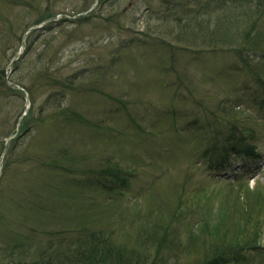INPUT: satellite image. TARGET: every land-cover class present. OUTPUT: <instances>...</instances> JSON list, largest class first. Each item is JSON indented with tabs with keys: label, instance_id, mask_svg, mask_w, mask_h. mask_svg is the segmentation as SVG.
<instances>
[{
	"label": "rangeland",
	"instance_id": "374dc122",
	"mask_svg": "<svg viewBox=\"0 0 264 264\" xmlns=\"http://www.w3.org/2000/svg\"><path fill=\"white\" fill-rule=\"evenodd\" d=\"M236 3L0 0V264H32L62 231L133 249L151 227L173 246L146 264L216 249L264 264V0L240 17L243 53L192 45L176 17L158 30L157 15L214 23ZM251 139L260 161L232 154Z\"/></svg>",
	"mask_w": 264,
	"mask_h": 264
},
{
	"label": "trees",
	"instance_id": "16d2710c",
	"mask_svg": "<svg viewBox=\"0 0 264 264\" xmlns=\"http://www.w3.org/2000/svg\"><path fill=\"white\" fill-rule=\"evenodd\" d=\"M236 1V9L232 12V14L217 17L214 23L202 21L198 17L192 19L187 16L188 18H186L184 13L179 11L176 15H172L171 12L161 16L157 15V19L160 21L158 30L163 28L165 21H169L171 18L173 19L176 17L178 20L177 27L180 32H191L200 38V41L198 42L190 40L189 43L192 45L201 44L200 46L205 48L208 47L212 50L230 48V50H236L238 54L243 53V49L236 48L241 44H249L253 49V41L255 38L253 39L251 31H249L251 28L250 24H246L240 17H242L241 15L246 14V8H248V12L250 13L252 10L253 12L256 11L252 5L255 0ZM260 6L261 5L259 4L257 8ZM221 23H223L222 26H220ZM211 25H213L214 28L211 29ZM229 25V30H232V28H237L238 30V33L236 32V34H233L232 37L227 36L230 31L223 30V27H227ZM242 25H244L243 32H241V29L238 28ZM212 33L214 35H212ZM241 59H243V56ZM260 84L264 87L263 81H261ZM48 101L52 103V105L57 104L60 107L61 104H63L64 98L57 97L54 99L53 95ZM65 119L70 120L68 116H66ZM248 143L249 144L246 147H241L242 143L240 141L235 144H230L232 148L231 152L233 150L235 151H233L232 154L234 156L243 154L245 158L260 157V154L257 152V147L253 144L252 139ZM122 172L123 171L120 170L121 175L123 174ZM120 173L119 170L114 173L116 179L120 177ZM122 181L125 186L127 184V179L123 178ZM255 206L254 209L257 208V205ZM192 230L188 232V242L194 240L189 238L190 236H194L196 238V235L192 232ZM66 233L67 231H62L56 233L55 235L52 234L43 245H39L38 249L31 255L35 259L32 264H146L147 260H149V256H152L153 261H156L158 255L157 253L173 246L168 239V234L163 238H159L158 230L155 227L146 228L139 232L133 249L126 248L124 245H121L120 242L117 243L113 237L110 236V234L101 230H81L75 233H69V236ZM181 247L183 248L184 244L181 245L180 243L177 245L174 251ZM146 250L149 252L146 253ZM153 251L155 252L154 256ZM170 251L174 252L172 250ZM229 254L230 251L222 250L218 252V249H216L214 254L212 253L210 256H207L204 261H201L202 258H200L190 262L189 264H227L230 262L227 258ZM17 264H27V262L19 261Z\"/></svg>",
	"mask_w": 264,
	"mask_h": 264
}]
</instances>
